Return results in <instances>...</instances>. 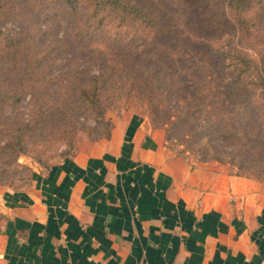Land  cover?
<instances>
[{
  "label": "rangeland",
  "instance_id": "374dc122",
  "mask_svg": "<svg viewBox=\"0 0 264 264\" xmlns=\"http://www.w3.org/2000/svg\"><path fill=\"white\" fill-rule=\"evenodd\" d=\"M184 1L109 0L94 16L89 0H0V149L6 151L0 153V199L6 189L24 186L35 169L92 148L132 115L161 130L171 158L264 184V150L203 132V119L180 121L197 110L207 119L218 108L223 91L214 80L201 81L209 74L259 82L264 21L257 14L264 0L252 4L248 23L217 30L199 17L187 26ZM40 57L43 80L28 89L19 81ZM179 70L194 73L180 79ZM263 85L249 88L264 97ZM203 94L206 102H198ZM259 119L252 134L264 128Z\"/></svg>",
  "mask_w": 264,
  "mask_h": 264
},
{
  "label": "crops",
  "instance_id": "0c3cea01",
  "mask_svg": "<svg viewBox=\"0 0 264 264\" xmlns=\"http://www.w3.org/2000/svg\"><path fill=\"white\" fill-rule=\"evenodd\" d=\"M0 264H264V184L165 151L132 115L0 199Z\"/></svg>",
  "mask_w": 264,
  "mask_h": 264
},
{
  "label": "trees",
  "instance_id": "16d2710c",
  "mask_svg": "<svg viewBox=\"0 0 264 264\" xmlns=\"http://www.w3.org/2000/svg\"><path fill=\"white\" fill-rule=\"evenodd\" d=\"M91 1L90 7H95L94 16H97V12L99 10L105 9V3L109 0H104V2L100 3V0H89ZM256 0H185L183 3L186 6V9L183 10V21L187 26L191 24H196V18L199 17V20L203 18L206 21L211 20L213 23L211 26H218V28L222 29L224 25H229L230 27L238 26L237 23H248L246 21L245 15L249 13L251 9H253V5ZM257 3H261L260 0ZM188 4V5H187ZM264 9V6H262ZM260 14V21H264V10H261L260 13L257 14V17ZM249 25V24H247ZM249 26H253L251 22ZM244 28L243 25H241ZM215 30V31H216ZM11 38L7 39V42L10 41ZM3 43V42H2ZM6 48H9L11 45H5ZM245 67L249 64L248 58L246 59ZM5 62H3L4 64ZM29 62L26 64L28 65ZM0 65H2V60L0 58ZM44 65V58L40 57L35 61V66L30 64L33 68L29 70V78L21 79L19 83L24 85L27 83L28 89H35L38 84V80H43L41 76V68ZM227 66H232V63H227ZM225 65V66H226ZM236 65V64H235ZM224 66V67H225ZM178 77L180 79H186L187 76L192 75L194 71L185 72L182 70L177 71ZM242 72V71H241ZM241 74H237L234 77L222 76L216 74L215 76L208 75L205 79L201 78L202 82H206V84L213 85L211 82L214 80L216 82V86L218 90L223 92L220 93L219 101L217 102L218 108L216 110H212L210 116L207 119L201 118V110H197L193 114H186L185 117L180 120L183 124L186 119H190L193 117V120L198 121L203 119V123L201 124V129L203 132H207L210 134L211 132H216V134L220 135L225 140H236L237 142L243 143V139L247 142H250L255 148L253 152H262L264 149L260 148V144L264 139V128H259V130L252 134L249 128L252 126L253 122L258 123L260 125V117H264V97L262 95H255L254 92L251 91L249 85L259 84V86L264 84V74L259 75V82L256 81H246L247 83L242 82V77H239ZM8 82V81H7ZM264 86V85H263ZM260 89V88H259ZM8 95L11 94L10 90L8 91ZM208 94H203L199 97L198 102H206ZM261 97V98H260ZM211 104V103H207ZM242 132V133H241ZM259 147V150H258ZM11 148H7L9 151ZM258 150V151H257ZM6 152L4 147L0 149V153ZM264 152V151H263ZM238 175V174H237ZM241 176H246L241 174ZM248 177V176H246ZM251 178V177H249ZM253 179V178H252Z\"/></svg>",
  "mask_w": 264,
  "mask_h": 264
}]
</instances>
